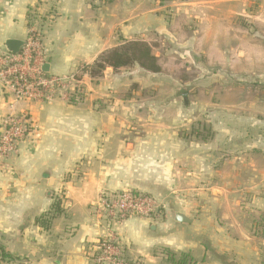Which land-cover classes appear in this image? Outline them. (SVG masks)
I'll use <instances>...</instances> for the list:
<instances>
[{
  "label": "crops",
  "instance_id": "0c3cea01",
  "mask_svg": "<svg viewBox=\"0 0 264 264\" xmlns=\"http://www.w3.org/2000/svg\"><path fill=\"white\" fill-rule=\"evenodd\" d=\"M151 1L156 2L154 6ZM172 1L175 14L195 16L202 25L220 26L223 18L244 16L231 9L219 14L218 19L212 13L216 6L226 9L225 4L235 0ZM167 7L161 0H0V54L9 53V40L25 42L39 21L41 71L63 76L76 66L92 65L100 54L121 44L119 37L131 39L143 33L172 37L162 17ZM189 32L185 46L191 47L195 58L198 53L194 46L202 42V69L208 73L215 62H228L224 54L230 51L237 59L242 57L229 31L218 35L210 31L201 40L199 32ZM173 39L182 46L176 36ZM121 70L106 68L95 83L84 71L79 82L86 95L77 104L63 97L18 103L17 111L28 117L31 132L10 162L0 157V236L10 256L0 259V264H92L88 253L106 231L90 208L102 194L148 191L164 200L178 191L174 180L178 174L163 158L155 156L151 140L145 135L131 136V127L125 123L130 102L123 97L122 104L116 106L113 101L119 85L115 75ZM6 91L0 76V125L9 113ZM125 102L128 106L123 105ZM118 114L122 121H118ZM204 190L216 206L210 211V201H206L201 207L208 210L206 214L190 217L178 211L159 225L132 216L115 225L128 260L168 264V249L188 254L193 264H230L228 252L242 250L246 242L233 233L240 202L230 201L231 192L224 187L218 194L213 187ZM258 198L264 201L262 194ZM178 214L190 222H177Z\"/></svg>",
  "mask_w": 264,
  "mask_h": 264
},
{
  "label": "rangeland",
  "instance_id": "374dc122",
  "mask_svg": "<svg viewBox=\"0 0 264 264\" xmlns=\"http://www.w3.org/2000/svg\"><path fill=\"white\" fill-rule=\"evenodd\" d=\"M161 1L168 6L162 13L165 24L170 26L168 32L182 41V46H177L172 37L152 33L131 39L119 37L121 44L115 48L127 41L147 43L158 58L160 72L146 74L134 65L117 71L115 78L119 85L113 101L116 106L122 104L123 97L130 102L129 106L127 102L123 105L128 106L124 121L131 127V136L145 135L151 140L150 149L155 156L163 158L178 174L174 180L179 188L173 193L168 190L171 194L164 200L148 191H127L152 202L140 216L159 225L178 211L190 217L208 213L201 210L206 201H210L209 210H215L204 189L213 187L218 194L219 188H226L231 192L229 200L240 202L238 226L233 233L246 241L242 250L228 252L226 259L230 264H264V201L258 198L261 194L264 197V0H235L227 2L226 9L216 6L211 11L217 19L227 9L244 15V18L234 15L223 18L220 26L202 25L195 16L175 14L174 6L170 5L174 4L172 0ZM154 3L151 1V5ZM43 20L45 25L46 19ZM33 25L39 33L42 24L37 21ZM192 30L199 32V40L210 31L212 35L229 31L237 41L236 45H230L242 51V57L237 59L231 51L225 55L221 50L228 62H215L208 67L209 73L204 71L202 42L194 46L198 53L195 58L190 53L191 47L185 46ZM214 37L210 35L211 39ZM230 60L235 62L232 64ZM74 71L76 77H81L80 67L69 73ZM101 76L95 77L94 83ZM79 90L84 97L85 90L82 87ZM71 94L68 93V102ZM118 115V121H122V115ZM159 162L156 164L160 165ZM103 195L96 205H91L95 218ZM100 224L105 222L100 220ZM4 243L0 236V245Z\"/></svg>",
  "mask_w": 264,
  "mask_h": 264
},
{
  "label": "built area",
  "instance_id": "2783aa9c",
  "mask_svg": "<svg viewBox=\"0 0 264 264\" xmlns=\"http://www.w3.org/2000/svg\"><path fill=\"white\" fill-rule=\"evenodd\" d=\"M42 60L40 34L36 30L26 39L19 53L0 55V76L9 97V113L1 119L0 125V157L3 161H10L17 155L20 144L31 132L28 117L17 111L18 103L50 102L58 97L68 99V93L81 87L75 71L65 76L42 73ZM151 204L147 197L130 191L103 195L96 215L105 222L106 234L88 253L89 261L92 264H139L126 257L114 226L128 217L143 215L144 209Z\"/></svg>",
  "mask_w": 264,
  "mask_h": 264
},
{
  "label": "trees",
  "instance_id": "16d2710c",
  "mask_svg": "<svg viewBox=\"0 0 264 264\" xmlns=\"http://www.w3.org/2000/svg\"><path fill=\"white\" fill-rule=\"evenodd\" d=\"M103 2H110L111 0H102ZM137 66L138 68L149 72L158 73L160 67L158 66L157 59L152 53L151 47L142 41H127L118 48L107 50L100 54L92 65L80 66L82 71L87 72L90 78L99 77L106 68L117 70L128 66ZM80 79L81 77H76ZM81 90L73 92L69 96V103L77 104L83 100ZM166 262L168 264H193V260L186 253L175 254L171 251H165ZM10 258L6 253L4 247L0 245V259Z\"/></svg>",
  "mask_w": 264,
  "mask_h": 264
},
{
  "label": "water",
  "instance_id": "95a60500",
  "mask_svg": "<svg viewBox=\"0 0 264 264\" xmlns=\"http://www.w3.org/2000/svg\"><path fill=\"white\" fill-rule=\"evenodd\" d=\"M24 46V42L16 41V40H9L6 43V49L10 54H17L19 53L20 49ZM176 221L180 223H189L190 220L182 214H178L176 216Z\"/></svg>",
  "mask_w": 264,
  "mask_h": 264
}]
</instances>
